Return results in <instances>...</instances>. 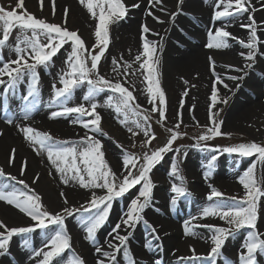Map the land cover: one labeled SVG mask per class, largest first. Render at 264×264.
I'll use <instances>...</instances> for the list:
<instances>
[{
	"label": "snow or ice",
	"instance_id": "obj_1",
	"mask_svg": "<svg viewBox=\"0 0 264 264\" xmlns=\"http://www.w3.org/2000/svg\"><path fill=\"white\" fill-rule=\"evenodd\" d=\"M41 8L43 0H39ZM91 14L97 23L95 26L94 36L95 43L91 48L86 47L85 41L78 34V30H69L66 27L68 9L65 8V19L63 23H50L45 19L37 18L25 8V0H17L16 9L7 10L0 5V86L3 87V92L0 97L3 98L4 118L9 125L15 123L14 116L16 113L12 110L11 100L15 97L16 91L20 84L28 79L26 95L22 96L23 107L19 110L23 119H28L31 113L40 103V72L39 68L45 69L51 66L53 57L57 55L65 44L70 43L71 51L68 53L65 64L67 69L63 70L59 75V84H52L53 97L49 101L48 106L55 104L61 106L60 111H52L50 119H55L60 116L70 114H78L79 117H91V119L73 120V123H79L84 129H88L91 133L99 132L101 135H107L101 128L102 117L97 112L100 106L96 102V97L99 93L109 90L117 96H109L106 100V106L114 107L118 114L124 117L123 123H127L132 119L135 127L143 132L146 137L143 146L148 150L142 156H137L134 153H124L122 161V172L117 174L110 166L106 159V153L101 140L95 138L94 135H85L78 142L74 141H58L50 133L40 132L30 126L17 125L23 133L26 140L34 146V151L40 154L41 151L47 153V158L58 173H60L61 182L68 185L70 182H75L79 187L89 189L91 192L90 199L86 205H81L86 216L80 217V224L86 232V239L95 244V252L101 254L105 259H98L97 264H116L117 256L123 251L124 256L128 259V264H136L135 258L130 256V249L127 247L128 241L132 233L129 231L125 235H121L122 226L124 230L133 229L143 221L146 227L151 230L156 240H159V234L156 228L144 219L143 213L145 209L152 205L153 189L155 183L151 173L153 168L163 160L164 154L172 151V145L181 137L179 131L182 119H178L172 128L165 130L170 133L166 143L156 149H151L152 141L156 139L155 133L152 132L150 115L148 110H143L142 106L136 102V97L133 91H129L124 83H128V76L134 75L135 72H129L134 62L139 63V70L143 71V81L146 84V91L150 97L152 107L151 113H158V123L161 126L166 121V94L161 88L160 81L157 77V66L159 64L156 58L157 45L148 39V34L152 33V29L144 23L141 25V40L142 52L135 56L133 62L123 61V57L118 61L113 58L112 71L121 77L120 79H108L99 71L101 59L105 56V52L110 44L109 28L111 24L117 23L124 19L130 8L124 3V0H79ZM53 6L55 0H52ZM178 5L183 3V0H177ZM163 0H149L148 15L152 16L159 23L164 21L156 17L151 11L156 5H162ZM139 3H134L130 7L138 8ZM264 7V5H262ZM217 11L214 12V19L221 21L231 18L239 13H248L254 11L251 0H217ZM164 9L161 8V11ZM179 11V10H178ZM177 12L170 14V18L174 21ZM250 23L242 25L249 29L247 40L233 37L226 30V25L216 28L215 31L208 32V43L206 47L209 49L228 48V38L236 40L243 48L248 49L247 53H240L246 60L254 62L256 54L259 51V44L264 43L257 35L259 25L252 15L248 17ZM15 29L20 30V34L16 38V43L11 46L15 53V59L5 60L3 50L9 47L8 41L12 32ZM30 33V35H29ZM155 35H159L155 33ZM210 67L215 76V81L211 91V104L209 106V125L203 126L205 131L196 137L199 142H206L220 136H230L231 133H223L221 126L223 121H217L218 113L213 112L217 103H227V98H218V89L216 84H223L224 88L229 86L223 82V78L215 71L214 58L209 57ZM122 62V63H121ZM252 63L245 64V68H251ZM123 67V71L121 68ZM227 68L243 72V68H237L234 65H227ZM7 77V79H5ZM94 77V78H93ZM228 79L233 81L241 80L243 76H228ZM87 84V92L83 96V100L88 102L76 106H67V102L71 100L76 88L83 84ZM134 87V86H133ZM239 87V85H237ZM187 95V93H185ZM158 98V103L156 100ZM183 101H181V108ZM131 114V115H130ZM181 114L178 113V117ZM139 117V119H135ZM142 121V122H141ZM199 122L197 121V124ZM128 131L133 136L139 134L129 127ZM0 135H3L0 132ZM200 147L198 143L195 145ZM122 147V146H121ZM206 147V145H205ZM179 156V149L175 150ZM212 152L222 151L228 154H238L241 157H249L258 155L259 161L264 162V145L254 141L248 143H240L232 146L224 147L223 149L212 148ZM16 149H11L9 163H13L15 159ZM186 153L184 156L186 157ZM217 160L216 155H212L206 165V171L203 173L207 179L215 166ZM27 167V161H23L20 169V175L23 176ZM170 176L178 178L180 183H172L170 203L176 205L180 198H185L191 195L188 189L184 186V177L180 175L178 160L173 161L171 165ZM0 177L5 180H11L16 184L23 185L28 191L17 190L15 185L3 183L0 185V201H4L9 205L17 208L21 213H24L33 222L29 226L8 227L0 220V256L5 255L8 251L9 242L18 234L33 233L37 229L45 232V239L39 249L33 248L31 241L23 240V247L32 249L30 259L35 261V264H69V261L64 260V253L71 249V237L68 234L65 223L66 216H72L76 209L64 207L60 212L53 213L47 210L42 203V197L35 192L24 180H17L16 176L6 174L3 168H0ZM39 175L33 179L36 183ZM239 183L245 189V194L242 197L232 196L225 197L224 193L219 191L214 186L210 187V192L207 195V201L211 203L204 206L197 216H192L185 220L183 227L185 235H195L193 229L196 227L208 228L212 235L211 248L207 255L202 256L196 253L194 248H190L191 256L178 258L179 261L195 260L200 264H217V259L222 258V249L226 241L230 237H234L241 229H248L244 242L241 245L238 255V264H258L257 256L264 255V232L257 229V221L259 218V204L264 197V185L258 182L255 174V165L249 167L243 175L239 177ZM140 186L138 194L133 198L127 211L121 218V222L117 223L112 233L111 240L106 241L108 248L111 251L103 250V247L96 243L97 231L108 220L113 202L118 198H122L131 189ZM95 189L103 190L102 195H98ZM64 198L65 205L68 204L64 193H60ZM209 217H217L223 221L227 227L214 224H194L193 221L203 220ZM116 241L118 243H114ZM146 247L151 248L149 243ZM39 258V259H37ZM226 264H236L235 261L228 260L223 257ZM71 264H84L82 257H74ZM155 264H161L157 259Z\"/></svg>",
	"mask_w": 264,
	"mask_h": 264
},
{
	"label": "bare ground",
	"instance_id": "obj_2",
	"mask_svg": "<svg viewBox=\"0 0 264 264\" xmlns=\"http://www.w3.org/2000/svg\"><path fill=\"white\" fill-rule=\"evenodd\" d=\"M56 1L57 12L65 15V8H67V16L74 17L82 25L88 19V11L79 1ZM124 1L130 8L127 18L135 21L131 29L136 31L138 38L141 40V25L146 23L152 29V33L148 34V39L154 43H160L161 54L167 64L166 78L171 96L180 97L184 103V110L186 112L192 111L193 118L199 120L205 119V115L209 110L208 107L210 106L208 99L211 96L212 86L215 81V76L210 67L209 57L214 58L216 73L220 74L223 82L229 86L228 88H224L223 84H216L218 94L225 98L233 93L239 83V80L233 81L227 77L241 75V72L231 70L226 66L234 65L237 68H242L241 63H243L244 58L240 55V51H249L246 48L244 50L236 49L230 44L228 48L209 49L206 47L208 43V32H214L216 28L226 25V30L233 37L246 41L249 35V29L242 27V25H245L243 19L234 16L228 22L217 23L214 19V12L218 10L216 8L217 0H209L205 5H202L203 2L197 0H183V3L180 4V12L173 21L170 18V14L177 12L176 7H174L177 0H170V2L169 0H163L162 5H156L151 9L156 17L164 21L163 23H159L147 14L149 0ZM134 3H139L140 6L138 8H131L130 6ZM251 4L255 9L254 12L257 18V24L259 25L257 35L261 41H264V7H262L264 0H251ZM161 8L164 10L161 11ZM183 13L193 18V20L195 19L194 24H189L187 19H184L185 15ZM155 33L159 35H155ZM190 38H193L195 42L189 41ZM228 42L230 43L229 40ZM257 59L261 70L264 71V43L259 44ZM43 81L47 83L49 88L53 83V77L51 76L49 79L43 78ZM248 83L249 85L246 84L245 86L255 94V97L251 93L248 96H243V99L237 96L240 100L239 105L231 111L227 119V125H229L230 130L238 131L243 126V123L252 119L253 116L264 115V78L262 79L258 75V77L250 79ZM190 85H192V88H190ZM20 88L21 85H19L15 95L20 93L26 95L27 89L22 91ZM48 90L47 95L49 93ZM2 92L3 87L0 86V93ZM41 92L44 95L42 88ZM22 94L21 97L23 96ZM10 103L12 110L16 113L14 116L15 123L12 125L5 122L3 98L0 97V132L3 133V135H0V166H3L7 174L16 176L19 180H28L31 178L30 181L32 183L34 177L38 174L39 179L37 184L39 183L38 185H40L42 183L41 170L39 171L37 169L36 160L31 152L34 146L30 141L25 139L17 125L30 126L40 132L56 133L65 138H73L75 140H80L79 130L68 117L60 116L55 119H50L52 106L49 107V103H42L41 107L38 105L28 119H23L19 111L23 107L22 99L18 101L17 97H14ZM13 148L16 149L15 159L10 164L9 156ZM25 160L27 161V167L24 175L21 176L20 169L22 162ZM41 161V169L47 172L51 179L52 185L48 196L49 201H53L61 196V192L64 193L65 197L70 199H78L91 193L89 189L81 188L75 182L64 185L60 179L61 174L51 165L46 152L42 154ZM117 163L119 164V162ZM187 169L189 177L193 181L191 185L192 191H190L191 195L187 197L189 199L188 201H191L189 202L191 203L189 209L186 208V204L181 202L183 199H179L176 205H172L170 200L174 194L170 192V186L161 183L160 179L154 180L156 191L153 194L152 205L145 209L143 217L156 228L160 237L159 240L154 238L151 230L145 226L143 221L138 223L133 229L124 230L122 226L121 235H125L129 231L132 233L127 247L130 249V256L135 258L136 264H155L157 259L161 261V264H200L195 260L181 262L178 258L181 256H191L192 252L190 248H194L199 255H207L212 246L210 240L212 233L206 227H196L193 229L195 235H185L183 227L184 221L190 219L192 216L199 215L200 210L211 203L206 199L210 192V185L216 187L219 191L230 190L233 186L237 190L243 188L239 183V179H236L225 171H221L222 169H219L220 172H214L212 170V174L207 179L203 175L206 171L205 168L190 164ZM3 183L0 180V185ZM117 210L115 207L112 210L113 220L115 221L110 223L112 228L111 232H108L107 224L105 226L106 228H103L98 234L101 242L100 245L105 251H111L106 241L112 239L110 234L114 226L120 223L123 217V215H118ZM174 210H177V213ZM214 219L215 217H209L203 220L193 221V223L217 225ZM0 220L8 225V227L26 225L32 222L28 216L4 201H0ZM75 230H77L76 227L70 226L68 233L75 241L80 240L81 242H79L84 248L86 232L84 230L83 233L79 234ZM113 242L118 243L116 241ZM149 243L151 244V248L146 247ZM240 248L241 246L229 242L225 243L222 249V258L217 259V264H226L223 257H227L228 260L235 261L238 264ZM28 249L19 243L11 242L8 253L0 256V264H11L7 261V258L10 256L19 260L20 264H35V262L30 261V256L26 255L29 251ZM93 251L90 250L85 254L86 264H97L98 259H105L102 255L95 254V251ZM123 256V251H121L117 256V261H121ZM263 260L264 258L262 257L261 261Z\"/></svg>",
	"mask_w": 264,
	"mask_h": 264
},
{
	"label": "rangeland",
	"instance_id": "obj_3",
	"mask_svg": "<svg viewBox=\"0 0 264 264\" xmlns=\"http://www.w3.org/2000/svg\"><path fill=\"white\" fill-rule=\"evenodd\" d=\"M79 1V0H77ZM203 2L202 5L209 2V0H197ZM125 2V1H124ZM170 2V0H169ZM17 0H0V5L4 6L7 10H13L16 9ZM174 7H176V11L180 9V4L175 3ZM182 7V6H181ZM25 8L27 11L31 14H34L37 18L45 19L47 22L50 23H57L61 24L63 23L65 19V15L61 14L60 12H57V1L55 0V5L53 6L52 0H43V7L41 8V4L39 0H25ZM18 12H20V9H16ZM87 10V9H86ZM180 11H178L179 13ZM88 13V12H87ZM185 15V13H183ZM249 15H252L257 22V18L255 16V12L250 10L248 13H239L234 16H238L243 19L245 25H248L250 23L248 17ZM177 16V15H176ZM233 16V17H234ZM231 18H227L221 21H217V23L222 22H228ZM184 19H187V22L189 24H194L195 19L191 18L190 16L185 15ZM97 21L91 17V14L88 13V19L84 24L78 23L74 17L67 16V24L66 27L69 30H78V34L81 36V38L85 41L86 47L91 48V46L95 43V26ZM135 21L131 18H127V16L120 20L117 23L111 24L109 28L110 32V44L105 52V56L101 59L99 64V71L102 75H104L108 79H120L122 83H124L123 79L119 76H117L116 73L112 71L113 64L112 60L113 58H116L118 61L121 60V57H123V61H129L133 62L136 55L140 54L142 52V40H140L137 36L136 31L132 30L133 24ZM133 31V32H132ZM20 34L19 29H15L8 41L9 47H6L3 50L4 58L5 60L8 59H15L16 55L12 51L11 46L16 43V38ZM30 35V33H29ZM230 41V45L236 49L244 50V48L237 43L236 40L228 38ZM189 41L195 42V40L190 38ZM157 45V53L156 58L159 60V64L157 66V77L160 81L161 88L166 94V103H167V111H166V121L164 122V125L161 126L160 123H158L159 120V114L158 113H151L150 109L152 107V104L149 102L150 97L147 94L146 91V84L142 83L143 81V71L139 70V63L134 62L132 64V68L129 69V72H135L134 75L128 76V83H124L125 87H128L129 91H133V95L136 97V102L142 106L143 110H148L147 114L150 115V123L152 132L155 133L156 139L152 141L151 149H156L158 147L163 146L167 139L170 136V133H168L165 129L166 128H172L178 119H182V123L180 126L179 131L182 133L181 137L178 138L174 144L172 145L173 150L167 152L164 154V158L162 161H160L152 170L151 176L153 181L155 179H160L161 183H165L170 186L169 190L171 189L172 183H180V180L178 178H174L170 176L171 172V165L175 160H178L179 163V171L180 175L184 177V186L188 189V191H192V184L193 181L189 177L188 174V165H194L198 167H203L206 169V165L208 160L211 158L212 155L217 156V160L215 161V166L213 168L214 172H220L219 169H222L221 171H225L229 173V175L235 177L236 179H239L241 175L252 165H255V174L256 178L261 185H264V162L259 161L258 155L249 156V157H241L238 154H228L224 153L222 151L218 152H212L210 149L212 148H219L223 149L227 146H232L240 143H248V142H256L258 144L264 145V115L259 116H253L252 119L247 120L243 123V126L239 128L238 131L230 130L229 125H227V119L229 115L231 114V111L233 109H236L239 105V96L240 98L243 96H248L249 93L253 97H255V94L249 90L245 85L248 84V81L250 79H253L255 77H258V75L263 79L264 78V71L261 70V66L258 64V53L256 54V58L254 62L246 61L244 59L243 63H241V67L244 69L243 72H241L240 76H243L244 78L239 80V87H235L232 94L225 97L227 98V103H217L215 108L212 109L213 112L218 113L216 116L217 121H223V124L221 126V131L223 133H231L230 136H220L216 137L214 139L208 140L206 142H199L197 141L196 137H198L200 134H202L205 131V128L203 126L209 125V110L206 113L205 119H195L192 117L193 113L186 112L184 110V103L183 107L181 108V101L182 99L178 96L173 97L171 96V93L169 92V86L167 84V78H166V72H167V64L166 61L161 54V46L160 43H155ZM71 51V45L70 43L65 44L63 48L60 49V51L57 53L55 57H53V60L51 62V66L47 69L41 67L38 69L40 72V82H39V92L44 90V95L41 92L40 97V103L38 104L41 107L42 103H49V101L52 99L54 93L52 89V85L48 88L47 83L43 81V78H51L53 77V83L56 84L57 88L61 87L59 84V75L63 70L67 69V65L65 64L66 57L68 53ZM241 53L243 51H240ZM247 53V52H243ZM122 63V62H121ZM252 63L253 66L251 68H245V64ZM260 70V71H259ZM121 71H123V67L121 68ZM94 78V77H93ZM7 79V77H5ZM28 79L25 78V81L20 84L21 90L24 91L27 89L28 85ZM52 83V84H53ZM134 86V87H133ZM88 85L85 83L78 88L75 89L73 96L70 101L67 102V106H76L79 104H85V106H88V102L83 100V96L87 92ZM190 88H192V85H190ZM264 88V84H263ZM47 89L48 95H47ZM21 94L15 95L17 97V100L20 101ZM24 94V93H23ZM22 94V95H23ZM118 94H114L109 90H105L104 92H101L96 97V102L100 105L97 108V112L101 115L102 121H101V128L104 133H107V135H101L99 132L97 133H91L88 129H84L81 124L79 123H73L75 127L79 130V136L84 137L87 135H94L95 138L101 140L103 144L104 151L106 153V159L108 160L110 166L113 168V170L119 175L122 172V161H123V155L124 153H134L137 156H142V154L147 151L148 149L143 146V142L145 141L146 137L143 135V132L140 131V129L135 127V124L132 123V119H129V121L125 124L123 123L124 117L122 114H118L115 111L114 107H108L106 106V100L109 96H117ZM238 96V97H237ZM251 96V97H252ZM178 97V98H177ZM219 99H224V97H221V95L218 94ZM209 105L211 104L210 98ZM23 102V101H22ZM156 103H158V98L156 100ZM43 106V105H42ZM209 109V107H208ZM60 111L61 106L59 104H55L52 106L51 111ZM178 113L181 115L178 117ZM131 115V114H130ZM64 117H68L70 120H79L84 119L88 120L91 119V117H79L78 114H70L66 115ZM135 119H139V117H136ZM197 121L199 122L197 124ZM142 122V121H141ZM133 128L134 131L139 132L138 135L133 136L131 132L128 131V128ZM52 137H54L55 140L58 141H74L78 142L79 140H75L73 138H65L64 136L58 135L56 133H51ZM72 135V134H71ZM77 135V134H75ZM80 137V138H81ZM200 144V147H196L195 145ZM206 145V147H205ZM122 146V147H121ZM34 147L31 149V152L36 160L37 169L40 172L42 183L40 185L33 184L29 178L26 181V183L32 188L35 189V192L40 194L42 197V203L46 206L47 210L56 213L60 212L64 207H69L72 209H76L79 211H75L72 216H66L65 223L67 226V231H69L70 226H74L77 228L75 230L77 233H83L84 229L81 228L80 224V217L86 216L87 213H84L81 205H86V202L90 199L91 193H88L87 195L78 198V199H70L68 197V204L65 205L63 200L64 198L59 196L58 198L54 199L53 201H49V194L51 189V179L47 172H45L43 169H41V158L44 151H41L40 154H37L36 151L33 150ZM176 149H179V156L177 155ZM184 153H186V157L184 156ZM119 162V164L117 163ZM0 168H3V166ZM4 170V168H3ZM5 172V170H4ZM6 173V172H5ZM7 174V173H6ZM212 174V172H211ZM0 180H2L4 183L13 184L17 188V190L20 191H28L23 187V185L16 184L15 182L11 180H5V178L0 177ZM19 180V179H17ZM41 182V181H40ZM140 189V186L137 185L133 189H131L127 194H125L124 197L118 198L113 202V206L109 215L108 220L105 222V224L97 231L96 236V243L101 244L100 238L98 234L102 231L103 228H106L105 226L108 224V232H111V225L110 223L115 221L113 220V208L118 209V215H124V213L127 211V208L129 206L130 201L135 198L138 194V191ZM93 191H96L98 195L103 194V190L95 189ZM156 191V186L153 189V194ZM171 192V190H170ZM224 193L225 197H242L245 194V189L242 188L241 190H237L234 186L230 188V190L221 191ZM182 203L187 205V209H189V206L191 201H188L187 197L180 198ZM174 212L177 213V210H174ZM214 221L219 226H225L227 227L223 221H221L219 218L215 217ZM33 222L26 224V225H14L11 227H21V226H29ZM72 224V225H70ZM110 225V227H109ZM257 229L261 232H264V197L261 198L260 204H259V218L257 221ZM0 231H3L0 229ZM248 232V229H241L237 232V234L234 237H230L227 241L231 244L241 246L244 242V239L246 237V234ZM69 234V233H68ZM28 239L31 241L32 247L39 249L43 241L45 239V232L43 230L37 229L33 233L28 234H18L12 238V240L9 242V245L11 242H16L21 245H23V240ZM80 241V240H79ZM79 241H75L74 238H71V249L67 250L64 255V260L69 261V264H71L74 257H82L84 264H86V258L85 254L88 251H95V244L88 239L85 240L84 248L82 247V244ZM29 250V251H28ZM28 253L26 255L31 256L32 255V249H28ZM9 251V247H8ZM7 251V253H8ZM93 251V252H94ZM6 253V254H7ZM95 254H98L94 252ZM5 254V255H6ZM101 256V254H98ZM4 256V255H3ZM264 258V255H258L257 260L258 264H264V260L261 261V258ZM38 259V258H37ZM7 261L11 264H20L19 260H17L15 257H8ZM30 261L35 262L33 259H30ZM200 263V262H198ZM117 264H128V259L123 256L121 258V261H117Z\"/></svg>",
	"mask_w": 264,
	"mask_h": 264
}]
</instances>
